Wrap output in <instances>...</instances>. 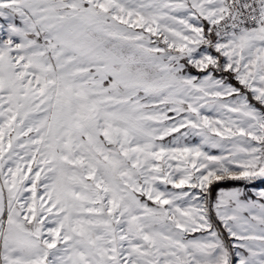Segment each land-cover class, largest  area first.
Here are the masks:
<instances>
[{"label":"snow or ice","instance_id":"1","mask_svg":"<svg viewBox=\"0 0 264 264\" xmlns=\"http://www.w3.org/2000/svg\"><path fill=\"white\" fill-rule=\"evenodd\" d=\"M0 264H264V0H0Z\"/></svg>","mask_w":264,"mask_h":264},{"label":"rangeland","instance_id":"2","mask_svg":"<svg viewBox=\"0 0 264 264\" xmlns=\"http://www.w3.org/2000/svg\"><path fill=\"white\" fill-rule=\"evenodd\" d=\"M258 187L260 186V185H257Z\"/></svg>","mask_w":264,"mask_h":264}]
</instances>
